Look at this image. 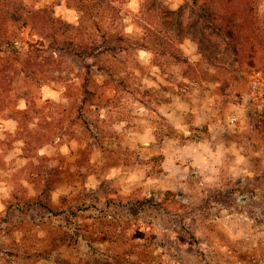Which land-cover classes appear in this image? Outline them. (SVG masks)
Here are the masks:
<instances>
[{"label":"rangeland","instance_id":"obj_1","mask_svg":"<svg viewBox=\"0 0 264 264\" xmlns=\"http://www.w3.org/2000/svg\"><path fill=\"white\" fill-rule=\"evenodd\" d=\"M42 9L108 52L54 56ZM263 232L264 0H0V264H236Z\"/></svg>","mask_w":264,"mask_h":264},{"label":"trees","instance_id":"obj_2","mask_svg":"<svg viewBox=\"0 0 264 264\" xmlns=\"http://www.w3.org/2000/svg\"><path fill=\"white\" fill-rule=\"evenodd\" d=\"M26 12L27 14H29L26 16H28L30 19H34V18L41 19V21L39 22H41V25L43 26V28L39 30L40 31L39 34L43 36L42 38L48 39V42L51 43L52 46H50L49 44L48 48L52 50V52L54 53L53 54L54 56H56V53H55L56 51H60V49L56 50L57 48L54 46L57 45L60 42V39L62 38L67 39L65 43L66 47L63 50L67 51V53L71 55L82 57L84 59L93 57V58H99L100 60L103 58L102 56H104L108 52L107 50L101 49L99 46L81 48V46L77 45L76 43H73V39L74 40L77 39L78 36L74 34L73 32H71L70 28L67 25L65 26V24L60 23L56 19H53L52 15H49L46 9H42L39 12H34V11L33 12L26 11ZM19 14H20V10L15 9L13 16H12V20L18 21V17L19 18L21 17V14L20 15ZM148 33L152 34L151 32H148ZM62 43H64V41ZM138 48L143 49V50H148L150 52H153V49L156 50V48H151V47L147 48L146 46H142V45H139ZM110 51L114 52V58H116L118 53H121L123 49L116 48ZM162 53H169V52H167V50H162ZM104 62L105 60H103V63ZM49 63L55 65L56 61L54 57H50ZM98 70L100 71L101 75L105 74L109 77L119 75L120 73L118 67H115V65L111 62L107 65V67L105 66L104 68H101L99 66ZM137 211L138 210L135 208L130 209L131 214H135L137 213Z\"/></svg>","mask_w":264,"mask_h":264},{"label":"built area","instance_id":"obj_3","mask_svg":"<svg viewBox=\"0 0 264 264\" xmlns=\"http://www.w3.org/2000/svg\"><path fill=\"white\" fill-rule=\"evenodd\" d=\"M252 88L255 89V83H253ZM246 219V218H245ZM263 251L260 254H249L246 258L238 260L236 264H264V232H263Z\"/></svg>","mask_w":264,"mask_h":264},{"label":"crops","instance_id":"obj_4","mask_svg":"<svg viewBox=\"0 0 264 264\" xmlns=\"http://www.w3.org/2000/svg\"><path fill=\"white\" fill-rule=\"evenodd\" d=\"M210 178L216 179V177H215V175H214V172H213V175L210 176Z\"/></svg>","mask_w":264,"mask_h":264}]
</instances>
